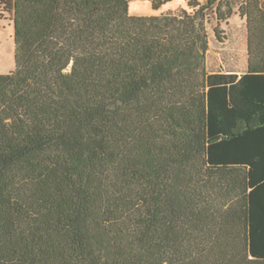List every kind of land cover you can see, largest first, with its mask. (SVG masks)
<instances>
[{"label":"trees","instance_id":"1","mask_svg":"<svg viewBox=\"0 0 264 264\" xmlns=\"http://www.w3.org/2000/svg\"><path fill=\"white\" fill-rule=\"evenodd\" d=\"M188 5L0 0V264H264V7L239 74L208 68L232 2Z\"/></svg>","mask_w":264,"mask_h":264},{"label":"rangeland","instance_id":"2","mask_svg":"<svg viewBox=\"0 0 264 264\" xmlns=\"http://www.w3.org/2000/svg\"><path fill=\"white\" fill-rule=\"evenodd\" d=\"M203 3L207 0H200ZM234 13L228 21L222 22L224 31L223 41H219L215 34L217 26L216 13L209 12L207 24L210 38L208 53V68L212 72L233 71L242 74L248 69V27L247 18L240 14V6L245 0H230ZM154 0H130L132 15H156L168 11H178L182 8L191 11L188 0H170L159 8H154ZM264 7V0H261ZM15 39L14 23L9 14L0 17V73L15 70Z\"/></svg>","mask_w":264,"mask_h":264}]
</instances>
